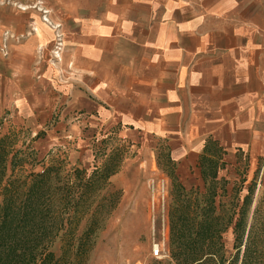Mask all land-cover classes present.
<instances>
[{
    "label": "rangeland",
    "instance_id": "rangeland-1",
    "mask_svg": "<svg viewBox=\"0 0 264 264\" xmlns=\"http://www.w3.org/2000/svg\"><path fill=\"white\" fill-rule=\"evenodd\" d=\"M28 19L46 25L45 48L32 47L26 60L15 57L14 79L0 91V155L10 150L1 182L38 173L48 176L46 189L55 180L63 185L76 169L87 177L94 168L98 175L109 173L87 186L85 202L61 215L71 224L63 220L52 248L56 256L74 257L76 264H175L176 245L183 261L213 253L210 264H229L236 224L242 218L246 234L255 208L258 236L264 237V144L228 145L209 136L194 156L195 145L183 144L186 130L124 139L122 125L110 127L114 114L89 115L72 101L85 93L81 75L66 63L75 37L68 18ZM17 38L24 42L26 34ZM31 38L26 42L35 44ZM236 132L232 137L245 141L251 130ZM195 238L198 244L189 249ZM154 245L161 247V259L150 257Z\"/></svg>",
    "mask_w": 264,
    "mask_h": 264
},
{
    "label": "crops",
    "instance_id": "crops-1",
    "mask_svg": "<svg viewBox=\"0 0 264 264\" xmlns=\"http://www.w3.org/2000/svg\"><path fill=\"white\" fill-rule=\"evenodd\" d=\"M30 16L75 27L66 63L85 95L72 101L114 114L124 139L186 130L194 156L209 136L264 144V0H0V91L15 57L45 48L47 27ZM236 130L251 132L238 141Z\"/></svg>",
    "mask_w": 264,
    "mask_h": 264
},
{
    "label": "trees",
    "instance_id": "trees-1",
    "mask_svg": "<svg viewBox=\"0 0 264 264\" xmlns=\"http://www.w3.org/2000/svg\"><path fill=\"white\" fill-rule=\"evenodd\" d=\"M9 154L8 148L1 150L0 171L4 172L7 168ZM14 156L13 154L12 159ZM12 163L11 160L10 165ZM97 171L98 168H94L91 175L87 177L85 170L76 169L71 176H68L63 185H59L55 180L46 189H43V185L46 184L48 176L44 174L35 173L25 178L16 176L7 183L6 180L5 185H2L4 183L1 182L2 177H0V195L5 201L0 204V264H76L74 257L62 255L58 257L52 248L63 228V220H65V225L71 224L69 217L63 219L61 215L66 211L68 214V209L78 206L81 200L86 201L87 186L91 185L94 179L99 180L109 175V173L98 175ZM114 173H116V169L112 170L110 175ZM29 178L33 182L30 187H27ZM9 184L12 185L11 188H8ZM24 188L28 189V192ZM15 195L21 196L18 197L20 202L10 204L9 200ZM256 214L257 209L255 208L246 234L243 219L241 218L237 222L234 254L229 264H264V237L258 236L255 223ZM210 242L212 240H206L208 246ZM172 244L174 245L175 241H172ZM190 244L193 245L189 249H193L198 241L195 238ZM177 245L179 244L177 243ZM179 249L180 246L176 245L172 249L171 256L175 264H210L215 257L213 253H208L199 257L192 256L199 259L191 257V260L183 261ZM201 257L207 258L202 260Z\"/></svg>",
    "mask_w": 264,
    "mask_h": 264
},
{
    "label": "built area",
    "instance_id": "built-area-1",
    "mask_svg": "<svg viewBox=\"0 0 264 264\" xmlns=\"http://www.w3.org/2000/svg\"><path fill=\"white\" fill-rule=\"evenodd\" d=\"M150 257L152 259H161L162 258V252L161 247L159 245H154L150 250Z\"/></svg>",
    "mask_w": 264,
    "mask_h": 264
}]
</instances>
